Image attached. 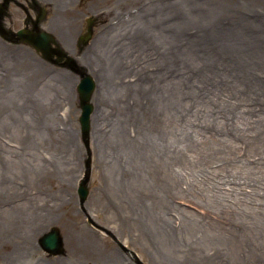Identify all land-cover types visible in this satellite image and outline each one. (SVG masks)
Listing matches in <instances>:
<instances>
[{"label": "bare ground", "instance_id": "bare-ground-1", "mask_svg": "<svg viewBox=\"0 0 264 264\" xmlns=\"http://www.w3.org/2000/svg\"><path fill=\"white\" fill-rule=\"evenodd\" d=\"M58 3L67 7L69 1L58 0ZM140 10L143 13L148 9L143 6ZM155 10L158 11L157 5ZM201 10H196V20L191 19L192 12L179 13L177 7L176 11H170L169 43H164L156 31L145 33L143 51L135 53L139 61L147 62L143 67L136 68L134 54L129 63V57L113 44L115 39L107 27L95 46L94 62L103 64L106 59L108 63L106 71L95 82L94 100L98 108L92 117V132L101 156L99 162L111 166L108 173L101 174L103 210L138 222L149 247L163 255L167 263L264 264V198L256 206L239 196L245 186L260 185L261 181L235 167L220 173L217 166L223 161L228 163L229 144L220 141L214 148L208 142L200 145L188 128L193 117L204 121L202 109L212 105L210 111L217 118H236V113L221 109L201 93V86L214 85L213 79L222 87L223 78L231 77L239 87L229 91L228 96L238 103L246 102L251 107L247 109L253 113L260 108L252 105H257L262 95V88L256 86L264 79L263 31L251 27L249 20L236 14V21L229 19L231 26L215 24L205 28L209 16ZM125 12L118 15L124 16ZM260 18L263 26L264 11ZM133 22L129 21L127 26ZM43 27L52 33V28ZM188 36L203 37L206 41L192 42ZM159 64L165 65L168 78L171 76L166 95L157 87L155 77L148 75V69ZM132 68L137 79L126 82ZM133 96L137 102L135 110L126 107V102L118 111L113 108L117 102ZM260 105L264 114V104ZM54 109L52 102L45 110L47 120L55 113ZM15 113L17 117L22 114L19 109ZM44 130H50L49 126H31L27 133L32 140L37 132ZM255 132L254 143L260 147L264 141V121L257 124ZM236 136L234 133L229 140L236 142ZM28 160L31 159L24 158L20 166L27 162L34 173L36 160ZM2 167L0 162V225L14 223L20 236L18 226L27 212L24 208L31 210L32 236L44 224L54 222V211L46 213L44 200L31 197L22 188L20 171L2 174ZM182 204L199 212L205 206L208 214L199 220L189 210L184 211ZM99 207L96 205V211ZM27 251L24 262L15 247L14 257L16 261L20 259L19 264H44L35 259V248L29 245Z\"/></svg>", "mask_w": 264, "mask_h": 264}, {"label": "rangeland", "instance_id": "rangeland-1", "mask_svg": "<svg viewBox=\"0 0 264 264\" xmlns=\"http://www.w3.org/2000/svg\"><path fill=\"white\" fill-rule=\"evenodd\" d=\"M30 1L11 0L5 16V25L9 30L16 32L25 27L23 23L28 8L32 15L36 14L33 19L39 15L43 19L42 25L52 28L51 32L61 47L89 71L95 82L108 68L106 59L102 64L94 62L93 57L95 46L106 27L111 37L115 39L113 44H117L120 52L129 57L131 63L130 56L135 55L138 50L140 53L143 51V37L148 31H156L164 43L165 41L169 43L170 11H176V7L179 13L192 12L193 14H190L192 20H196L198 15L195 12L201 8V11H205L209 16L205 28L215 24L226 28L232 24L229 19L236 21L235 14L237 17L243 15L246 21L249 20L251 27L262 29L261 33L264 36V25L262 26L259 20L264 11V0H67L69 1L67 7L59 6L58 0H36L42 10L31 9ZM171 4L174 8H171ZM156 5L158 11L155 10ZM143 6H147L148 10L142 13L140 8ZM124 11H127L124 16L118 15ZM91 16L94 22L93 36L87 46L79 48L78 36L87 29V20ZM212 20L218 21L211 23ZM129 21L134 22L127 26ZM13 39L15 40L12 41ZM188 39L192 42L206 41L203 37L196 36H188ZM80 49L83 51L80 52ZM164 57L160 55L161 59ZM49 60L50 58L44 57L28 43L16 40L15 37L9 41L0 36V162L3 165L1 173L9 174L10 171L19 170L22 188L26 189L31 197H41L46 204V213L49 215V211H54L56 216L54 222L44 224L33 236L30 235L29 209L24 208L27 212L23 214L24 221L18 226L21 237L14 223L0 225V264H19L20 259L25 262L29 245L36 250L35 259H40L44 264H170L165 261L163 255L156 254L149 247L138 229V222L124 216H113L108 210H103L101 200L104 198L100 194L103 182L101 174L108 173L111 166L100 164L98 142L96 144V137L92 132V117L98 108L94 100L97 88L95 87L91 98L94 108L87 118L89 132L87 142L83 137L84 130L82 132L83 102L80 101L76 89L79 76L72 70L55 65ZM139 60L135 55L133 63L136 68L147 63ZM148 72L149 76L155 77L159 90L166 95L171 76L168 78L165 65L150 67ZM136 75L135 69L132 68L126 75V82L137 79ZM262 80L260 84L264 82V79ZM213 82L214 85L201 86V93L206 100L208 98L214 101V105L236 113V118L234 120L217 118L210 111L213 105L204 107L202 111L205 120L193 117L188 127L189 132H192L200 145L208 142L214 148L220 141L229 144L226 151L228 163L225 164L223 161L217 168L223 174L231 171V167H235L248 172L251 177L259 178L260 185L248 184L244 187V192L239 194L244 202L257 206L264 198V178L260 177L264 176V141L258 147L257 143H254V138L257 135L255 132L257 124L264 121V114L260 111V104H264V86L261 87L260 84L256 86L262 88V95L259 96L257 105H252L254 108L260 107L253 113L247 109L251 107L247 106L246 102L238 103L228 96L229 91L239 87L231 77L223 78L222 87H219L218 80L213 79ZM52 102L55 113L47 120L45 110ZM125 102L129 109L137 108L134 96L117 102L113 108L118 111ZM18 109L22 112L19 117L15 113ZM31 126L33 128L49 126L50 130L37 132L38 134L31 140L30 134L27 133ZM234 133L239 136H236V142L229 140ZM24 158L31 159L28 160L30 162L36 160L34 173L28 168L27 162H22L23 165L20 166V161ZM85 169L90 172V192L85 205H81L77 189ZM96 205L98 207L100 205L98 211ZM182 206L184 211L189 210V214L198 217L199 220L208 214L205 206L200 209L202 212L187 204ZM209 213L215 215L213 211ZM89 217L95 220L97 226H91ZM54 228H58L62 239L64 238L63 251L58 253L47 251L40 242L44 234ZM16 246L20 250L18 261L14 257Z\"/></svg>", "mask_w": 264, "mask_h": 264}, {"label": "water", "instance_id": "water-1", "mask_svg": "<svg viewBox=\"0 0 264 264\" xmlns=\"http://www.w3.org/2000/svg\"><path fill=\"white\" fill-rule=\"evenodd\" d=\"M9 2V0H7V3ZM23 41H28L29 43H31L36 50H39L43 52L44 55H49L53 50L51 47V44L53 43V37L47 33V32H40L36 35L35 38H26L25 36V31L21 30L17 33ZM85 43H87V41L91 38V34L89 33L87 36H85ZM58 54L63 57L65 56V54L61 51H58ZM68 64H72L75 63V61L71 58H68L67 60ZM95 88V81H93V79L87 75L84 78H82V81L79 85V92L81 95V99L83 102V116H82V127L84 130V135L85 138L87 139V124H88V119L89 116L91 115L92 112V108L93 106L89 103L90 98L92 96V93L94 91ZM89 180V174L87 175L86 180H84L79 188V193L81 196V199L83 201L86 200L87 195H88V190L86 188V184ZM41 245H43V247L47 250L50 251L52 253H58V252H62V237L60 236L59 230L54 228L52 229L50 232L44 234V236L41 238Z\"/></svg>", "mask_w": 264, "mask_h": 264}, {"label": "flooded vegetation", "instance_id": "flooded-vegetation-1", "mask_svg": "<svg viewBox=\"0 0 264 264\" xmlns=\"http://www.w3.org/2000/svg\"><path fill=\"white\" fill-rule=\"evenodd\" d=\"M29 20H30V18H28V21L27 22H29Z\"/></svg>", "mask_w": 264, "mask_h": 264}]
</instances>
